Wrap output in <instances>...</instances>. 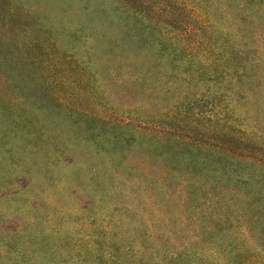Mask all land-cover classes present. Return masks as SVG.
Instances as JSON below:
<instances>
[{
    "label": "rangeland",
    "instance_id": "374dc122",
    "mask_svg": "<svg viewBox=\"0 0 264 264\" xmlns=\"http://www.w3.org/2000/svg\"><path fill=\"white\" fill-rule=\"evenodd\" d=\"M160 42L193 56L189 61L169 57ZM171 47L166 46L168 55ZM263 47L264 0H0V48L6 51L0 99L11 118L21 115V130L38 135L29 141L22 132L0 149L1 174L10 179L0 182V247L24 228H50L57 220L64 222V233L79 235L92 227L80 228L84 221L108 234L111 222L116 223L112 232L125 239L146 233L129 250L135 255L131 264H161L157 257H143L149 250L142 247L153 252L181 243L199 248L181 227L185 218H173L198 212L197 197L190 194L195 191L211 197L205 213L232 221L223 238L232 249L204 250L201 261L231 264L236 253L254 254L255 246L235 223L244 220V163L226 156L216 171L207 170V163L196 162L197 153L187 155L186 148L179 149L182 158L166 160L150 153L153 142L145 135L171 127L172 137L197 145L209 162L217 151L205 145L238 155L246 139L264 153ZM233 49L241 53L240 77L227 63ZM248 49L257 52L248 58L259 65L252 73L247 66L244 72ZM9 74L14 86L6 80ZM188 110L194 116H187ZM87 116L98 122L84 123ZM119 133L126 139L143 136V144L130 143L120 152L111 139ZM231 134L237 140L229 139ZM7 149L10 156L4 155ZM143 176L163 183L170 195L145 182L138 185ZM149 193L154 196L148 200ZM161 219L166 228L160 223L159 230L144 231L143 225L152 229Z\"/></svg>",
    "mask_w": 264,
    "mask_h": 264
},
{
    "label": "trees",
    "instance_id": "16d2710c",
    "mask_svg": "<svg viewBox=\"0 0 264 264\" xmlns=\"http://www.w3.org/2000/svg\"><path fill=\"white\" fill-rule=\"evenodd\" d=\"M124 12L127 13L126 11ZM149 26L151 27V24H149ZM153 28L155 29V26ZM158 32H161V30H158ZM158 37L159 40H161L163 35L158 33ZM166 46L171 47L172 45H165L160 42V51L169 57L179 59V61H183V59L189 61L193 56L191 53L186 51V48H175L173 46L171 47L172 53L168 55ZM5 53V49L0 48V67H3V65L6 63L3 60ZM216 54L217 53L213 54V56L216 57ZM251 55L256 56V50H244V57L248 59ZM238 56H241V53L233 49V51L228 53L227 61V63L230 65L232 75L236 77L241 76L236 75V72L239 69ZM254 61L255 59H248V62L244 65L245 73L246 66L249 67L250 73L255 72L254 70L259 68V65ZM215 72L219 74L218 71ZM6 80H10L12 86L16 84V82H13L12 74H9L6 77ZM14 88L16 89V87ZM25 96H23V98H25ZM194 102L197 103V101ZM194 102L191 105H194ZM186 104H188L189 108H191L189 103ZM186 114L189 117L194 116L190 110H188ZM201 114L202 113L199 112V115ZM175 117H179V114ZM21 118V115H19V117L16 116L11 118L8 110H6V107L3 105L2 100L0 99V149L3 148L5 143L10 142L22 132L25 136H28L29 141L38 140V135L34 137L32 135L33 132L26 134L19 128ZM85 118L86 120L84 123L89 125H95V122H98V120L94 117L87 116ZM3 123L7 124L4 126ZM109 129L110 132H112L114 130V126H110ZM173 132L174 129L169 127L159 128L157 133L151 131L150 135L146 134L145 136L149 139L148 141L153 142V145L148 147L150 153L159 157H164L166 160H170L172 158L178 159L184 156L180 150L186 148L188 151L187 155H189L188 153L196 152L198 156L195 161H205L207 163V170L213 171L217 170L222 161L228 160L224 158L226 156L231 157L232 159H229L238 165L244 163V171H246L244 176L247 178L244 179V182H241L244 183L245 190L244 210H242L244 211V220L242 216L241 220H233H235L236 225H238L237 228L242 229L239 234H243L244 232V239L248 241L247 243H252L255 246L256 251L254 254H252V252L248 253L247 250H244V258L236 253V256L233 259H229V261L231 264H264V193L259 191L260 188H264V157H261L260 159H257L256 157L264 155V153H260L257 147H255L256 145H254L253 141L246 139H244V151H241L240 149L238 155L234 154L232 151H230V149L227 150V153H223L220 151L221 147L205 145V148H210L217 151L216 159L209 162L207 159H203L201 156H199V148H197V145L188 144V141H183L180 139V137H172ZM91 135H93V133H91ZM222 135L223 133L220 131V136ZM127 137L128 139H126V136H123L121 133L112 134L111 139L114 141L113 144L119 149L120 152H125V147L132 145L130 143H136L139 146L143 144L141 139L143 136L136 137L135 135H129ZM230 138L236 137L231 134L229 135V139ZM10 152L11 149L5 151L7 154L4 155L10 156ZM0 153L2 155V152ZM2 159L5 158L0 157L1 161ZM233 159H237L238 162L233 161ZM255 164L259 165L261 168L257 167ZM257 169L260 170V172L258 171L259 178H255L253 173L254 171H257ZM190 170L195 171V167L190 168ZM171 171L175 170L171 169ZM26 173L28 172L26 171ZM5 175L6 174L4 173L1 174L0 170V180H3L0 181L1 184H7L10 181V179L5 177ZM143 180L145 181H138V185H143V182H145V186L149 187L152 191H159L166 196L170 195V193H167V187H164L163 183L159 184L158 181L146 176H143ZM255 185L259 186L258 189H255ZM152 193H149L147 198L148 200L153 198L154 195ZM190 194L192 197H197L198 203L196 208L198 212L190 211L189 215L175 213L173 218L181 220L185 218V221L182 222L181 227L187 228V237L194 238V245L199 246V248H184V243H181L175 247H171L170 250L168 249L163 252H153L148 247H142L144 251L149 250L148 255L146 253L142 254L143 257H149V259L157 257L161 264H205L201 261L200 257H198V255H201L200 253L202 251L210 249L214 252L216 251L217 254H221L222 252H225L227 248H231L232 245L223 240L225 234L230 233L229 230L232 228V221L229 220V217L221 218L217 216L214 218V215L204 212V209L209 205L211 198L210 196L206 195L207 193L199 192L197 195L195 191H192ZM162 215L165 218L168 216L167 221H171V217H169L168 213L163 212ZM56 219L54 218L53 221ZM160 223L164 228H166L165 225H167V222L161 219L159 223H154L152 229H150V226L146 225H143V229L146 231L153 230L157 227V230H159ZM85 224L91 225L92 227L86 233L81 235H79V231L74 233H64V222L60 220H57L54 225L52 224L50 226V228L43 227L37 230L35 229L36 226H34V229H30L28 232L26 228H24V234H16L14 238H12L9 242H5L4 245L0 247V264H131L135 259V255L132 256L129 250L141 243L140 239L146 236V233L138 234L134 232V234H130L127 239H125L121 235L112 232L114 227H116V223L107 222L108 227L111 229V231H108L110 235L104 231L102 227H100L98 224H95L94 222L88 223V221H84L80 224V228H82ZM167 232L171 233V231ZM159 234L164 237V234ZM179 236L178 234H174V240H179ZM165 238L166 241L169 242V237ZM189 244H191V242ZM228 253L230 252L228 251ZM139 262V264H144L142 260Z\"/></svg>",
    "mask_w": 264,
    "mask_h": 264
}]
</instances>
